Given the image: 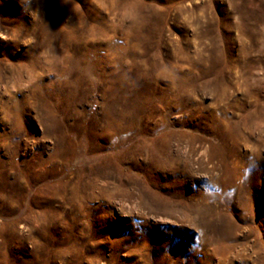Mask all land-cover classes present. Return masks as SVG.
I'll return each mask as SVG.
<instances>
[{
    "label": "rangeland",
    "instance_id": "obj_1",
    "mask_svg": "<svg viewBox=\"0 0 264 264\" xmlns=\"http://www.w3.org/2000/svg\"><path fill=\"white\" fill-rule=\"evenodd\" d=\"M0 136V264H264V0H0Z\"/></svg>",
    "mask_w": 264,
    "mask_h": 264
},
{
    "label": "bare ground",
    "instance_id": "obj_2",
    "mask_svg": "<svg viewBox=\"0 0 264 264\" xmlns=\"http://www.w3.org/2000/svg\"><path fill=\"white\" fill-rule=\"evenodd\" d=\"M3 122H4V121H3ZM0 137H1V136H0ZM4 137L7 138V136H4ZM6 141H7V140H6ZM17 146H18V145H17ZM60 154H61V153H60ZM41 156H42V155H41ZM65 158H66V157H65ZM32 159H33V158H32ZM11 162H13V161H11ZM4 164H6V162L0 159V167H1V165L3 166ZM9 164H13V163H9ZM14 164H16V163L14 162ZM15 166H16V165H15ZM39 166H40V165H39ZM25 172H26V171H25ZM35 174H36V173H35ZM0 175H1V174H0ZM1 176H2V175H1ZM39 176H40V175H39ZM39 176H38V177H39ZM2 177H3V176H2ZM2 177H1V178H2ZM19 178H20V177H19ZM34 179H35V178H34ZM39 179L41 180V176L39 177ZM39 179H38V181H39ZM33 181H34V180H33ZM38 181H37V182H38ZM35 183H36V182H35ZM40 185H41V184H40ZM5 190H6V189H5ZM27 191H28V190H27ZM38 191L41 192V190H38ZM39 192L35 195V197H37V196L39 197V195H38ZM3 193H4V192H3ZM21 193H22V192H21ZM15 195H16V194H15ZM6 196H7V195H6ZM6 196H4V195H2V194L0 193V202H1V200H2V202L5 201ZM22 197H23V196H22ZM40 198H41V197H40ZM202 198H203V197H202ZM5 202H6V201H5ZM1 205H2V204H1ZM133 249H134V248H133Z\"/></svg>",
    "mask_w": 264,
    "mask_h": 264
}]
</instances>
